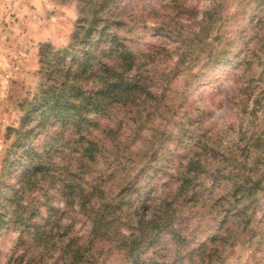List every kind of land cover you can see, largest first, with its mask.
I'll return each mask as SVG.
<instances>
[{
  "label": "rangeland",
  "instance_id": "1",
  "mask_svg": "<svg viewBox=\"0 0 264 264\" xmlns=\"http://www.w3.org/2000/svg\"><path fill=\"white\" fill-rule=\"evenodd\" d=\"M118 8L150 95L99 120L94 163L74 176L59 168L70 189L104 190L116 231L93 239V215L55 195L60 211L50 222L59 217L64 227L49 236L52 251L23 244L27 235L11 226L0 232V264H72L59 248L68 238L82 246L76 264H133L113 234L137 236L135 221L158 219L162 207L170 221L149 233L140 264H202V250L212 264H264V0H119ZM78 19L75 2L0 0V187L12 177L6 160L15 158L8 130L19 129L22 104L41 84L40 45L66 46ZM181 184H190L186 192ZM255 184L261 190L242 199L239 188ZM35 208L42 213L35 222H48L44 201Z\"/></svg>",
  "mask_w": 264,
  "mask_h": 264
},
{
  "label": "trees",
  "instance_id": "2",
  "mask_svg": "<svg viewBox=\"0 0 264 264\" xmlns=\"http://www.w3.org/2000/svg\"><path fill=\"white\" fill-rule=\"evenodd\" d=\"M66 1L77 5L76 29L62 48L49 43L40 45L41 84L32 100L25 107V102L22 104L24 115L19 129L8 130L15 135L10 151V156L15 155V158L6 160L4 175L12 177L0 187V232L13 226L20 238L27 235L23 244L37 242L43 252L52 251L56 243L49 236L52 237L55 229L64 227L59 217L54 219L53 225L50 222L51 214L60 211L51 204L55 195L65 199V207L80 201V212L89 217L93 215L90 233L93 239H106L116 231L110 225L115 211L107 208L111 203L105 198L104 190L100 187L85 190L77 184L75 189H70L61 184L64 180L59 168L67 166L70 168L67 174L74 176L83 162L94 163L101 156L94 132L99 129V120L115 106L133 105L140 97L150 95L141 58L122 36L126 24L122 14H118L119 0H58ZM55 158L59 162H55ZM193 164L197 163H189V174L195 172ZM189 185L181 184L178 192H186ZM257 190H261L259 184H255L254 189L239 188L241 198L246 201ZM37 200L44 201L48 207V222H35L42 214L35 208ZM248 207L245 204L240 211L246 213ZM171 215L169 207H162L158 219L154 216L150 220L135 221L139 236L114 233L113 236H119L114 240L115 248L123 252L130 263L140 264V250L152 242L149 233L159 228L158 224L169 222ZM65 242L59 247L60 252L70 263H80L82 246L74 238ZM198 258L202 264L213 263L206 250L199 252Z\"/></svg>",
  "mask_w": 264,
  "mask_h": 264
}]
</instances>
